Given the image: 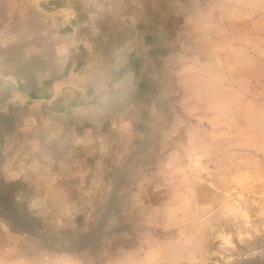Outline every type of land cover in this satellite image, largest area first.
<instances>
[{
  "label": "rangeland",
  "instance_id": "obj_1",
  "mask_svg": "<svg viewBox=\"0 0 264 264\" xmlns=\"http://www.w3.org/2000/svg\"><path fill=\"white\" fill-rule=\"evenodd\" d=\"M59 2L0 0V264H264V0H170L141 61Z\"/></svg>",
  "mask_w": 264,
  "mask_h": 264
},
{
  "label": "crops",
  "instance_id": "obj_2",
  "mask_svg": "<svg viewBox=\"0 0 264 264\" xmlns=\"http://www.w3.org/2000/svg\"><path fill=\"white\" fill-rule=\"evenodd\" d=\"M56 6L57 9H62L63 11H66L69 13V18L67 20L73 19L76 16L79 15H85L87 12H90L91 14L99 15L100 13L105 14V16H111L113 15V18L115 20V23H119L122 25V27L128 26L131 27V36H134L136 34L142 33V45H144L145 51L142 54L136 53L134 54V49L139 48V46H134V44H131L130 48L132 47L133 50L131 52L132 59L135 60H144L149 57L151 53L156 51L161 46V38L158 39L155 37L156 31H154L152 23L154 24V21L159 15H160V9L161 8H168L169 1L170 0H109L110 4L108 5H102V0H60ZM107 1V0H106ZM177 1V3L185 2L186 0H172ZM201 2H205V0H200ZM116 2V4H115ZM208 4H206L207 6ZM103 6V8H102ZM121 9V10H120ZM139 18H142V20H148L147 27L144 28L139 26ZM142 23V21L140 22ZM182 23V20L177 19V15L174 13L170 16V21L168 22V26L173 29L175 32V29H178L180 26L179 24ZM70 24V23H69ZM71 31V30H69ZM101 31H106L105 29H101ZM118 32V31H117ZM113 30H109V33L115 35ZM180 32V31H179ZM72 35L79 34V31L76 29L71 31ZM116 36V35H115ZM118 38L124 39L125 35L123 37L116 36ZM150 37H152L153 40H150ZM133 43H136L133 41ZM139 44V43H138ZM89 47L91 48L92 46ZM79 46L81 48L87 47L79 42ZM98 45H93V47H97ZM88 48L85 50L84 54H79L75 52H70L67 55V58H71V62L78 65L77 57L84 56L86 59L92 60V56H96L97 52L96 50L92 51V49ZM100 48V47H99ZM177 48H180V46H177ZM151 50H154L150 52ZM83 53V52H82ZM138 58V59H137ZM125 60V58H124ZM122 64V60H119ZM118 63V64H120ZM113 61L108 60L105 62V65H109L110 67L113 66ZM67 72V71H66ZM66 78H62V80H65ZM67 159V158H65Z\"/></svg>",
  "mask_w": 264,
  "mask_h": 264
}]
</instances>
